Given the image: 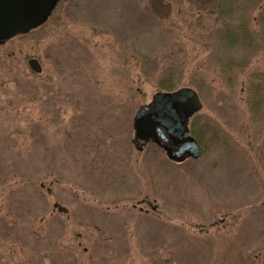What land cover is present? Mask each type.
I'll list each match as a JSON object with an SVG mask.
<instances>
[{"label": "rangeland", "instance_id": "1", "mask_svg": "<svg viewBox=\"0 0 264 264\" xmlns=\"http://www.w3.org/2000/svg\"><path fill=\"white\" fill-rule=\"evenodd\" d=\"M168 86L197 158L134 137ZM0 264H264V0H60L0 42Z\"/></svg>", "mask_w": 264, "mask_h": 264}, {"label": "water", "instance_id": "2", "mask_svg": "<svg viewBox=\"0 0 264 264\" xmlns=\"http://www.w3.org/2000/svg\"><path fill=\"white\" fill-rule=\"evenodd\" d=\"M59 0H0V42L25 33L44 22ZM36 71L40 66L28 60ZM200 108L196 92L189 87L171 91H156L133 117L134 137L142 142L153 141L174 160L186 156L196 158L201 147L188 132V117Z\"/></svg>", "mask_w": 264, "mask_h": 264}, {"label": "trees", "instance_id": "3", "mask_svg": "<svg viewBox=\"0 0 264 264\" xmlns=\"http://www.w3.org/2000/svg\"><path fill=\"white\" fill-rule=\"evenodd\" d=\"M234 39V38H233ZM236 39V38H235ZM230 41H232V38H230ZM164 88H166V89H164V90H173L171 87H164ZM190 131V130H189ZM190 134H192L193 136H194V134L190 131ZM195 137V136H194ZM196 138V137H195ZM196 140H197V138H196Z\"/></svg>", "mask_w": 264, "mask_h": 264}]
</instances>
